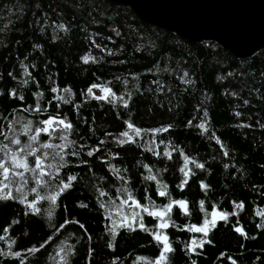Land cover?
<instances>
[{"label":"trees","instance_id":"1","mask_svg":"<svg viewBox=\"0 0 264 264\" xmlns=\"http://www.w3.org/2000/svg\"><path fill=\"white\" fill-rule=\"evenodd\" d=\"M93 84L115 97L94 99ZM50 116L73 124L67 142L51 139L65 145L64 167L50 169L48 185L29 178L27 201H0V264H155L163 248L157 232L174 249L164 264H264V50L240 59L108 0H0V131L8 136L0 145L17 147L10 123L23 144L21 126L31 121L34 132ZM161 128L169 130L154 131ZM124 131L135 143H119ZM54 150L61 151L41 149ZM72 175L53 203L48 197ZM33 187L46 197L39 212L27 205ZM129 194L166 215L122 204ZM180 200L187 213L177 204L167 211ZM215 212L227 219L208 224L207 235L193 230Z\"/></svg>","mask_w":264,"mask_h":264},{"label":"snow or ice","instance_id":"2","mask_svg":"<svg viewBox=\"0 0 264 264\" xmlns=\"http://www.w3.org/2000/svg\"><path fill=\"white\" fill-rule=\"evenodd\" d=\"M60 28H64L63 25H60ZM89 57L84 58V62L88 63ZM185 76H187V72L184 73ZM100 87L101 91L104 93V95L101 96H95L93 94V98L96 100H105L110 101V97H115V93L112 92L110 88H105L99 85L93 84L89 89L88 93H92L93 88ZM65 91H71L70 89H65ZM10 96L16 97L17 93L15 91L10 92ZM19 99H23V96H20ZM63 99V97H61ZM121 100H123V97H120ZM67 102V101H65ZM128 106V101H124V107ZM34 111H40L39 107L34 109ZM205 115H207V112H205ZM239 115V114H238ZM44 127H37L35 128L34 132L32 131V122L29 121L27 124H24L21 126V134L26 135L29 137V141L27 143L21 142L19 139V135L16 134V129L13 127V124H9V130L13 133V137L11 139V144L16 145L17 147L13 149L10 147L9 144L5 143L0 145V201L5 200H12V199H20V197H23V200L21 202L27 201V195L24 192V189L29 183V178H31L36 184H43L48 185L50 184V180H43V177L48 176L51 179H55V173L50 171V169H56V172L59 171L60 168L64 167V155L63 152L66 150L64 144H57L53 145L51 143V139H59L61 141H68V135L71 133V130L73 129V124L69 121H67V118H60L59 116H50L48 119L43 120L40 122ZM203 127V125H201ZM127 128L131 129L135 136H140L141 129L137 128L133 123L128 122ZM168 128H161L156 129L154 131L156 132H162V131H168ZM60 132L61 134L57 137L54 134ZM31 133V134H30ZM47 135L50 140L49 142L41 143L39 140V136L41 134ZM30 134V135H29ZM0 135H4L5 139H8V136L0 131ZM122 137L126 138L123 140H120V144L125 143H135V140L133 139V136L130 135L128 131H124L120 134ZM103 143V141H101ZM33 145H38L37 147H33ZM60 149V152L53 151L51 153L47 151H41V149ZM98 150V149H96ZM39 153V155H37ZM73 155H77V153L73 152ZM93 152L89 151L88 155H92ZM227 154V153H226ZM167 155V154H166ZM29 157H34V162L29 161ZM57 157H59V160H57ZM198 168H203V164L196 165ZM187 167V164L185 165ZM151 171V169H149ZM183 172L184 169H181ZM188 173H185V176H187ZM77 177L75 175L68 177V182L65 183L63 181L60 182L61 188L58 192L48 197L51 199V201L54 203L56 196L62 193L64 190L69 189L71 187V182L75 181ZM147 179L155 180V176H148ZM187 179L183 181V184H187ZM183 185H181L182 187ZM202 187L206 188L207 185H202ZM166 189V186H164ZM13 190L18 194L16 196L13 195ZM32 193L36 194V199L33 201H28L27 205L29 208L34 209L36 212H39V209L35 207L36 203H38L40 200L45 199V196H42L39 194L36 187H33L30 189ZM126 191V190H125ZM101 195H105V193H101ZM159 195H167V192L165 190L160 191ZM131 201L132 203L129 205L134 206L136 208L142 209L144 212H147L148 215L156 216L158 219H163L164 215H166L165 212H150L147 207L140 204L138 201H135V199L131 196V194L128 195L126 200L122 201V204H128V202ZM173 204H177L180 208H182L185 213H187V202L184 200L180 201H173L167 206V211L170 212L172 209ZM237 207L242 208L243 204H238ZM119 214V211L117 212ZM138 215V213H131V221L128 223V227L132 228V225L135 223V218ZM215 215V213L213 214ZM225 219H227V214H221ZM123 220H127L128 217L125 216L122 218ZM208 221H205L204 227H194L193 230L196 232H203L205 235H207V227H208ZM214 224V221L212 222ZM121 227L124 225L121 224ZM139 227L143 229L145 225L143 224V221L141 219ZM168 225L165 223L159 224V228L164 229L167 228ZM132 230H135L132 228ZM237 232H240L242 235H245L241 228L235 229ZM154 239L161 243L163 245L161 254L159 258L155 261V264H164V262L167 261L168 257L166 254L171 253L174 251V249L171 247V244L169 243L168 237L166 235H163L162 233H153ZM203 243H211V241H201V245ZM33 252L39 251V249L33 248ZM195 264V262H193Z\"/></svg>","mask_w":264,"mask_h":264},{"label":"water","instance_id":"3","mask_svg":"<svg viewBox=\"0 0 264 264\" xmlns=\"http://www.w3.org/2000/svg\"><path fill=\"white\" fill-rule=\"evenodd\" d=\"M108 1L190 42H217L240 59L264 50V0Z\"/></svg>","mask_w":264,"mask_h":264},{"label":"rangeland","instance_id":"4","mask_svg":"<svg viewBox=\"0 0 264 264\" xmlns=\"http://www.w3.org/2000/svg\"><path fill=\"white\" fill-rule=\"evenodd\" d=\"M91 94H94L95 96L104 95V93L101 91L100 87L93 88ZM213 214H211L210 219L207 220L209 222L208 224H210V223L212 224L213 221L216 222L218 219H220L222 217V215L218 212H215V215H213Z\"/></svg>","mask_w":264,"mask_h":264}]
</instances>
